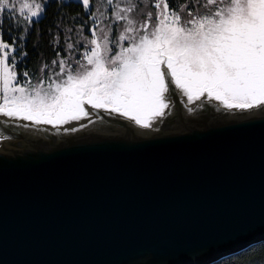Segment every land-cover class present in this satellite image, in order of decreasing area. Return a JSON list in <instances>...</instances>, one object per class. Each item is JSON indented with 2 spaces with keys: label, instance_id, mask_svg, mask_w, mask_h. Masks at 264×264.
Returning a JSON list of instances; mask_svg holds the SVG:
<instances>
[{
  "label": "water",
  "instance_id": "obj_1",
  "mask_svg": "<svg viewBox=\"0 0 264 264\" xmlns=\"http://www.w3.org/2000/svg\"><path fill=\"white\" fill-rule=\"evenodd\" d=\"M171 88L151 128L0 115V264H212L264 242V107Z\"/></svg>",
  "mask_w": 264,
  "mask_h": 264
},
{
  "label": "snow or ice",
  "instance_id": "obj_2",
  "mask_svg": "<svg viewBox=\"0 0 264 264\" xmlns=\"http://www.w3.org/2000/svg\"><path fill=\"white\" fill-rule=\"evenodd\" d=\"M102 2L106 17L96 0H79L92 22L89 36L62 44L64 56L34 74L23 67L25 43L52 0H0V115L61 127L94 123V109L98 120L104 111L151 128L172 108L170 85L188 104L215 101L229 111L264 107V0ZM78 47L84 49L80 58L74 55ZM45 69L51 71L40 76Z\"/></svg>",
  "mask_w": 264,
  "mask_h": 264
},
{
  "label": "trees",
  "instance_id": "obj_3",
  "mask_svg": "<svg viewBox=\"0 0 264 264\" xmlns=\"http://www.w3.org/2000/svg\"><path fill=\"white\" fill-rule=\"evenodd\" d=\"M98 1L102 2L101 0H96V6ZM61 5L66 6L63 7L62 11L58 12ZM65 16H67V19H63ZM76 17H80L81 20L73 19ZM81 23L85 24L83 31H80ZM91 23L89 17L79 6V0H52L51 7L47 10L46 18L35 23L33 30L28 35L25 43V50L28 52V56L23 67L35 74V70L38 67H43L44 64L50 63L53 59L62 58L64 52L61 45L75 43L79 34L89 36L88 27L91 26ZM8 26L9 24L6 20L4 28L7 29ZM69 29L72 30L69 31ZM52 38L57 41L55 45L52 44ZM4 39L11 43L7 35H5ZM34 44L36 47H33ZM58 51L61 52V57H57ZM20 68L21 65L18 63L17 70L19 71ZM50 71V69H45L44 72H39L38 74L45 76ZM212 264H264V242L256 243L241 252Z\"/></svg>",
  "mask_w": 264,
  "mask_h": 264
},
{
  "label": "rangeland",
  "instance_id": "obj_4",
  "mask_svg": "<svg viewBox=\"0 0 264 264\" xmlns=\"http://www.w3.org/2000/svg\"><path fill=\"white\" fill-rule=\"evenodd\" d=\"M101 1H102V0H101ZM96 7L99 8L101 12H104V13H105V17L107 16V11H106V9H107L108 6H107L105 3L102 4V2H99V1H98ZM95 15H99V13H96V12H95ZM101 19H104V17H101ZM107 22H108V21L105 20V23H107ZM100 26L103 27V25H100ZM84 37H86L84 34H79L75 43H77V42H79V41H83ZM83 50H84V49H83L82 47H78V48L75 50L74 55H76L77 58H80V53H82ZM33 82H35V81H33Z\"/></svg>",
  "mask_w": 264,
  "mask_h": 264
}]
</instances>
